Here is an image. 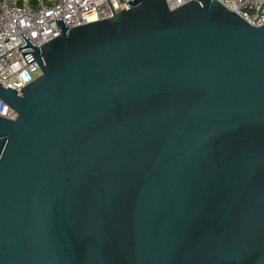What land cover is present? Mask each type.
<instances>
[{
	"label": "water",
	"instance_id": "1",
	"mask_svg": "<svg viewBox=\"0 0 264 264\" xmlns=\"http://www.w3.org/2000/svg\"><path fill=\"white\" fill-rule=\"evenodd\" d=\"M18 49L0 264H264V23L129 0Z\"/></svg>",
	"mask_w": 264,
	"mask_h": 264
},
{
	"label": "built area",
	"instance_id": "2",
	"mask_svg": "<svg viewBox=\"0 0 264 264\" xmlns=\"http://www.w3.org/2000/svg\"><path fill=\"white\" fill-rule=\"evenodd\" d=\"M129 0H0V82L17 90L40 73L34 59L30 63L18 49L24 33L36 45L57 36L61 30L56 18L63 16L68 26L113 16L128 8ZM170 8L190 0H166ZM251 24L264 23V0H219ZM0 115L15 118L17 112L0 97Z\"/></svg>",
	"mask_w": 264,
	"mask_h": 264
},
{
	"label": "trees",
	"instance_id": "3",
	"mask_svg": "<svg viewBox=\"0 0 264 264\" xmlns=\"http://www.w3.org/2000/svg\"><path fill=\"white\" fill-rule=\"evenodd\" d=\"M47 1H49V0H47ZM31 2H35V0H31Z\"/></svg>",
	"mask_w": 264,
	"mask_h": 264
}]
</instances>
